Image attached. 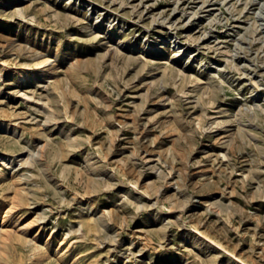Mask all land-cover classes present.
<instances>
[{
  "label": "rangeland",
  "instance_id": "1",
  "mask_svg": "<svg viewBox=\"0 0 264 264\" xmlns=\"http://www.w3.org/2000/svg\"><path fill=\"white\" fill-rule=\"evenodd\" d=\"M0 76V264H264V0H0Z\"/></svg>",
  "mask_w": 264,
  "mask_h": 264
},
{
  "label": "bare ground",
  "instance_id": "2",
  "mask_svg": "<svg viewBox=\"0 0 264 264\" xmlns=\"http://www.w3.org/2000/svg\"><path fill=\"white\" fill-rule=\"evenodd\" d=\"M6 1H8V0H6ZM17 0H12V2H16ZM9 6V5H8ZM19 10V9H18ZM16 12V11H15ZM95 25V24H94ZM97 26V25H96ZM93 28V27H92ZM97 29V28H96ZM108 34V33H107ZM110 50V49H109ZM151 50V49H150ZM112 52V51H111ZM149 52V51H148ZM152 52V51H151ZM178 55V54H177ZM151 58V57H150ZM44 61H45V59H44ZM38 62V61H37ZM37 62H35V63H37ZM43 62V61H42ZM41 62V63H42ZM40 62L38 63V64H41ZM34 66H35V64H33ZM1 77V76H0ZM51 91V90H50ZM56 91V90H55ZM25 94V93H24ZM3 122V121H2ZM12 124V123H11ZM10 128V127H9ZM17 131V130H16ZM58 148V147H57ZM40 152V151H39ZM42 154H43V152H42ZM7 157H2L1 159L2 160H5ZM5 162V161H4ZM87 165V164H86ZM13 166V165H12ZM18 172V171H17ZM159 188V187H158ZM160 189V188H159ZM159 191V190H158ZM10 212V210H5V215L6 214H8ZM4 215V216H5ZM12 221V220H11ZM13 223V222H12ZM43 223V222H42ZM15 226V225H14ZM12 227V226H11ZM16 227V226H15ZM13 228V227H12ZM16 229V228H15ZM17 231V230H16ZM31 233V232H30ZM25 236V235H24ZM35 236V235H34ZM27 237V236H26ZM39 240V239H38ZM47 240V239H46ZM49 242V241H48ZM37 243V242H36ZM50 246V245H49ZM59 247V246H58ZM53 252V251H52ZM50 255V254H49Z\"/></svg>",
  "mask_w": 264,
  "mask_h": 264
}]
</instances>
